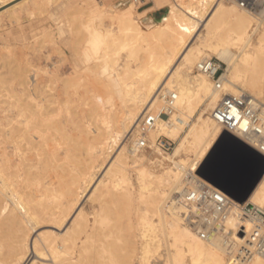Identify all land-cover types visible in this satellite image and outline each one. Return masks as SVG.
<instances>
[{
  "label": "bare ground",
  "instance_id": "6f19581e",
  "mask_svg": "<svg viewBox=\"0 0 264 264\" xmlns=\"http://www.w3.org/2000/svg\"><path fill=\"white\" fill-rule=\"evenodd\" d=\"M8 1L0 0V3ZM55 1L58 0H47L50 4ZM35 2L31 3L34 5ZM45 4L43 9H46ZM25 8L21 10L25 11ZM135 10L134 5H129L120 14V19L117 17L120 20L118 30L106 28L101 31L100 22L96 23L98 28L90 26L91 22L86 21L88 16L81 12L78 13L80 17L74 18L73 15L71 18L73 21L81 17L85 19V24L80 19L85 25H80V29L88 32V38L86 41L80 39L85 45L81 48L86 49L91 59L86 70L100 69L103 76L118 86L120 101L112 120H105L101 127L92 131L89 127H80L76 145L84 147L88 157L81 164L82 172L78 177L69 173L72 170L51 175L50 167L53 166L50 165L58 160L50 156L49 165L46 163L32 174L31 180H24L19 167L32 169L37 163L30 164L17 147L10 154L3 146L22 141L35 145L44 139L43 133L29 132L26 122L14 123V118L8 122L7 132L0 127V264H24L28 256L36 261L43 258L44 264H99L101 260L108 264L110 260L114 261L116 253L123 250L125 254L119 253L120 259H126L131 246L110 251L111 248L107 247L110 245L104 243L109 235H105L108 234L105 227L104 230L101 228L106 221H98L96 213L90 217L83 211L81 200L89 188V200L101 191L100 188H104L99 194L101 201L110 199L128 205L133 202L136 192L139 198L148 197L149 208L137 216L138 241L131 247L138 264H154L163 245L167 249L165 264H238L235 261L244 237L234 236L232 232L238 222L236 211H232L220 232L202 240L184 223L182 216L188 211L179 205L178 200L185 189L196 188L199 171L224 134L245 144L239 137L223 131L210 117L220 94L213 90L210 79L195 72L196 65L214 56L219 65H223L226 94H238L240 88L264 101V0H256L253 8L244 9L228 0H174L162 17L149 25H144L142 20L150 8L140 13ZM103 13L92 18L100 19ZM13 21L17 24L20 19L17 16V21ZM75 41L81 45L79 39ZM151 43H159L158 47L162 49L158 50L162 54L153 61L149 60L152 51L147 52V62L151 63L144 62L141 69L133 70L128 60L120 65L117 55H112L115 47H119L126 50L127 58H130L137 49L150 51L147 49ZM157 45L154 44V48ZM79 50L76 48L77 52ZM28 72L24 70L17 74L19 91L16 90L15 95L24 96L25 101L32 100L33 108L43 111L45 106L37 98L40 102L46 101V97L51 96L50 86L46 87L48 95L41 98L46 91L39 87V75L35 70ZM77 72L73 70L72 77L66 82H71ZM163 90L177 95L172 123L160 118L146 139L152 146L158 137L164 136L176 141V146L166 156L156 150H152L150 156H145L147 151L135 154L129 145L138 136L137 124L149 107L155 110L161 107L158 94ZM94 100L95 112L106 114L113 108L111 97L96 96ZM18 103L19 99H16ZM178 119L180 122L176 121ZM154 153L160 156L162 166L167 164L158 174L145 167V162L149 164ZM12 156H19L20 165L11 164ZM102 170V178L97 179ZM130 171L135 174L134 180ZM60 188H64V200L57 195ZM245 204L264 207V175ZM241 226L249 229L248 222H242ZM37 249L40 257L36 256ZM243 264H264V259L255 254Z\"/></svg>",
  "mask_w": 264,
  "mask_h": 264
},
{
  "label": "rangeland",
  "instance_id": "374dc122",
  "mask_svg": "<svg viewBox=\"0 0 264 264\" xmlns=\"http://www.w3.org/2000/svg\"><path fill=\"white\" fill-rule=\"evenodd\" d=\"M23 1H25V3ZM23 1L9 0L6 4L0 3V127L3 128L2 130H4V132H7L9 129L7 124L14 118V123L26 122L29 132H42L44 139H41L40 142L35 145L34 143L28 145L25 141H22L18 142L16 145L7 143L6 145L4 144L3 147L10 154L16 151L17 149L15 148L17 147L20 154H22L30 164L33 165L37 163V167L32 169L19 167V174L22 175L24 180H31L32 174L42 169L46 163L49 165L50 162H48V158L50 156H54L55 160H58L54 165H50L53 166L50 167L51 175L55 176L58 172L72 170V172L69 171V173L73 174V177L76 178L82 172L81 164L88 157L84 147L76 145L80 127L86 126L92 131V129L98 126L101 127L105 120H112L114 113L117 112L120 107V101L117 94L119 89L118 86L110 82L108 77L103 76L100 69L86 70V66L91 63V59L86 49L81 48L84 44L81 42H83V40L86 41L88 38L86 34L88 32L86 30L83 31L82 28L80 29V25L85 26V19H81L82 17L80 18L84 24L80 19V23L78 19H74L73 21V15L75 16L74 18L80 17L78 13L81 12L83 14L82 11L85 8L86 14L84 11L83 15L88 17H83L88 19L86 20L88 23L91 22L90 26H96L98 28V22H100L99 26H102L99 28L100 30H105L106 28L118 30L117 24H120V14H122L129 5L135 6L136 13L143 12L150 8L149 12L145 14V18L142 20L144 25H149L160 19L165 14L166 7L174 4V0H147L146 5L143 7L134 4L133 0H58L53 2L54 4H50L45 0L47 4L46 9H43L44 0H42L44 3L41 0V2L39 0ZM31 2H35L34 5H37L34 6ZM41 3L43 4L39 5ZM19 5L21 7H19ZM26 6L29 9L25 8ZM33 6L40 12L37 10L38 12L36 13V10H33ZM39 7H41V9ZM21 8H25V11L28 12L30 10V12L27 13L21 10ZM4 9L6 10L5 12H3ZM14 10L16 13L13 12ZM72 10H75V13H73L74 11ZM77 10L78 12H76ZM99 11H104L103 17L100 19L92 18V16L95 17L99 15L101 13ZM11 13L12 15L9 16ZM6 14L8 15L6 16ZM14 15L16 16V18H14L15 21H17V16L18 20L20 19V22L18 21L17 24L13 21ZM69 15H71L70 18ZM117 17H119V19ZM102 20H104L103 23ZM47 34H51V36L48 37L46 36ZM83 36L84 38L86 37V39H84ZM80 37L83 40H81ZM78 39L81 45H78L79 41H77L78 43L75 41ZM40 42L42 44H40ZM154 44L157 45V43H151L149 46L150 48L147 49L150 51L135 50L130 58H127L126 50L118 49L119 47H115L112 55H117L120 65L128 60L132 69H141L144 62L145 64H149L150 61H147L151 51V58L149 60L156 61L158 58L155 59V57L161 56L162 52L160 51L162 47L160 46V49L158 43L156 48H154ZM38 45L40 46L38 47ZM84 46L85 45H83V47ZM76 48L80 49L79 52L76 51ZM152 55L154 57H152ZM211 58L215 59L214 56H211L209 59ZM24 70H28L29 72L35 70L39 75V87L42 86V89L41 87L40 89L43 92L46 91L45 94L42 93L41 98L48 95V90L49 94L51 93L50 97H46V101L40 102V98H37V101L45 106V110L43 111L34 109V102L32 100L26 99L25 101L24 96L20 95L17 97L15 95L16 90L19 88V78L17 74ZM73 70L74 72L78 71V76H75V78H78H74L71 80L72 84L71 82H69V84L66 82V79L72 77ZM128 79H130V82H133V80H131L132 78ZM46 87H49L48 90ZM241 91L243 90L239 88V92ZM96 96L103 98L111 97L113 100L112 110L106 114L93 111L96 104L94 100ZM16 99H19L18 104H16ZM255 99L261 104H264L262 99ZM21 109L22 112L20 113ZM194 119H196V116L193 120ZM171 141L173 142V147L168 155L173 152L176 146V141ZM152 152V150H148L145 156H150ZM152 157L149 164L145 162V167L151 172L154 171V173L156 172L155 174H158L167 164L164 166H162V163L160 164L161 158L158 154L155 156L154 153ZM11 164L20 165L19 156H12ZM261 168L262 165L260 162L246 155L243 156L237 149L225 146V148L223 147L216 153L214 152L206 161L202 168V174L211 179H220L221 182L226 183L229 188L241 196L247 185L253 180ZM102 172L103 170L100 172V176H97V179L102 178ZM130 177L132 180L135 179L133 171H130ZM102 189L104 188H100L99 190L101 191L98 190L99 192L90 200L87 199V195L90 193V188L88 189L81 200L83 211L90 217L96 213L98 221L101 219L106 221L103 226L100 225V227H105L108 233L105 235H109L106 239L109 242L106 243L107 241L104 240V243L106 245H112V247L107 246L111 248L110 251H117L118 248L120 250L126 245L132 247L133 244L138 241L137 234H139V229L137 228L139 225L137 216L143 214L145 210L149 208L147 203L148 197L144 195L142 198H139L136 192L133 202L128 205L122 204L120 201L114 203L115 201L113 200L114 202H112L110 199L101 201L99 194L102 192ZM60 190L61 192L57 195L64 200V188H60ZM98 241L100 242V240ZM99 242L96 241L97 244ZM113 246L117 249L113 250ZM131 247L130 253H126L128 254L127 258L125 257L126 255L124 256L125 250H123L124 254L122 256L126 259H120V254L123 252L119 251L120 254L114 252L116 253V255L112 253L115 255H113L114 261L107 260L109 261L107 263L128 264L130 262V264H138V261L134 260L136 256L135 252L133 253L131 251ZM126 251L129 252V250ZM166 252V246L163 245L157 253L160 257L156 258L153 263L165 264L167 261ZM95 257L96 256H94V258ZM95 262H97V260ZM104 262L101 260L100 263H97L103 264Z\"/></svg>",
  "mask_w": 264,
  "mask_h": 264
},
{
  "label": "built area",
  "instance_id": "2783aa9c",
  "mask_svg": "<svg viewBox=\"0 0 264 264\" xmlns=\"http://www.w3.org/2000/svg\"><path fill=\"white\" fill-rule=\"evenodd\" d=\"M134 4L143 7L147 0H133ZM239 8H253L256 0H228ZM195 72L205 75L211 80L213 90L220 94V100L210 112V117L219 127L232 135L239 137L246 146L255 153L264 156V106L246 92L226 94L223 88L222 65L215 59L199 62ZM177 95L173 91L163 90L158 94L161 107L155 110L149 107L137 124L138 136L130 144L135 154L148 150H156L167 155L173 147V142L160 136L150 146L147 134L155 128L157 121L163 118L172 123L176 108ZM180 122L179 119L176 120ZM178 203L188 213L182 219L202 240L221 231L232 211H236L238 222L233 229L234 236H243L244 243L239 247L236 263L243 264L255 254L264 259V207L240 204L233 201L220 189L214 187L202 178H198L196 188L185 189ZM248 222L249 229L241 226Z\"/></svg>",
  "mask_w": 264,
  "mask_h": 264
},
{
  "label": "water",
  "instance_id": "95a60500",
  "mask_svg": "<svg viewBox=\"0 0 264 264\" xmlns=\"http://www.w3.org/2000/svg\"><path fill=\"white\" fill-rule=\"evenodd\" d=\"M225 146H227L229 148L232 147L233 149H237L238 152H240L243 156L246 155L249 158L254 159L257 162H260L262 165L261 170L255 175L253 180L247 185V187L243 191L242 195L240 196L237 193H235L234 190L229 188L226 183L221 182L220 179L219 180L211 179V178H208L207 176L203 175L202 174V168L203 167L199 171L198 176L200 178L204 179L205 181H207L208 183H210L211 185H213L214 187L220 189L228 197H230L233 201L240 203V204H244L264 175V158L262 156H260L259 154L255 153L254 151H252L248 146H246L245 144H243L239 140H237L231 136H228L227 134H224L220 138L218 145L216 147V150L214 152L216 153L218 150H221L223 147L225 148Z\"/></svg>",
  "mask_w": 264,
  "mask_h": 264
},
{
  "label": "snow or ice",
  "instance_id": "6c2138e0",
  "mask_svg": "<svg viewBox=\"0 0 264 264\" xmlns=\"http://www.w3.org/2000/svg\"><path fill=\"white\" fill-rule=\"evenodd\" d=\"M36 256L37 257H40L41 256V253L39 252L38 249L36 251ZM24 264H44V259L42 258L39 261H36V260H32L31 257L28 256V257L25 258Z\"/></svg>",
  "mask_w": 264,
  "mask_h": 264
}]
</instances>
